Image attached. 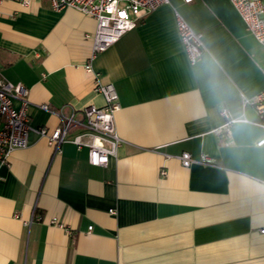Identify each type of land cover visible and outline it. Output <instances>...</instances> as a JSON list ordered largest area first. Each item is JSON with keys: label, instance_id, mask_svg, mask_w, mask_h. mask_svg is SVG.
<instances>
[{"label": "crops", "instance_id": "1", "mask_svg": "<svg viewBox=\"0 0 264 264\" xmlns=\"http://www.w3.org/2000/svg\"><path fill=\"white\" fill-rule=\"evenodd\" d=\"M234 9L168 0L93 55L92 17L0 1V72L28 90L29 124L59 126L43 104L76 119L102 107L98 77L117 92L122 140L105 167L71 143L53 156L35 132L0 158V264H264V129L247 103L264 90V45ZM175 11L201 36L193 64Z\"/></svg>", "mask_w": 264, "mask_h": 264}, {"label": "built area", "instance_id": "2", "mask_svg": "<svg viewBox=\"0 0 264 264\" xmlns=\"http://www.w3.org/2000/svg\"><path fill=\"white\" fill-rule=\"evenodd\" d=\"M2 1V0H0ZM25 7L33 0H20ZM193 0H184L189 3ZM50 8L62 10L72 8L92 17L96 27L91 35L92 53L103 52L113 45L123 34L132 30L143 14L154 11L168 0H48ZM237 11L248 33L258 44L264 45V0H230ZM175 25L178 37L188 61L193 64L202 55L204 46L200 34L196 33L186 21L175 11ZM87 71L90 66L87 65ZM93 90L104 99V105L97 107L93 104L84 106L76 119L74 113L64 116L47 104L40 108L60 118L59 126L54 129L34 128L29 124L27 116L28 90L21 84H13L6 80L0 72V158L5 159L14 149H23L28 146V135L35 132L45 138L52 154L61 152L63 143H71L78 150H87V160L92 166L105 167L110 157H115L117 149L122 143L114 122L115 111L119 109L117 92L112 83H101L95 77ZM14 102L19 103L16 107ZM247 103L253 106L257 121L253 124L264 129V90L256 94ZM237 121L248 122L245 118H229L223 127ZM78 130L77 132H73ZM255 146L264 147V136L260 137ZM181 166L189 167L194 160L190 153L182 152L178 157ZM201 161L208 162L204 156ZM165 174L164 170L160 171ZM36 218L38 221V218ZM56 220L51 222L56 223ZM28 224L27 222H24ZM91 226L88 227V230Z\"/></svg>", "mask_w": 264, "mask_h": 264}]
</instances>
